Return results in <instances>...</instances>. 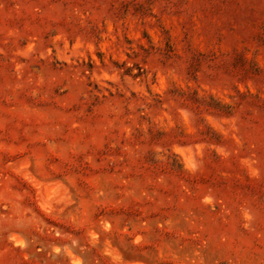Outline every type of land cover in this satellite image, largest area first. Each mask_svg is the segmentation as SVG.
I'll list each match as a JSON object with an SVG mask.
<instances>
[{
    "label": "rangeland",
    "instance_id": "374dc122",
    "mask_svg": "<svg viewBox=\"0 0 264 264\" xmlns=\"http://www.w3.org/2000/svg\"><path fill=\"white\" fill-rule=\"evenodd\" d=\"M0 264H264V0H0Z\"/></svg>",
    "mask_w": 264,
    "mask_h": 264
},
{
    "label": "bare ground",
    "instance_id": "6f19581e",
    "mask_svg": "<svg viewBox=\"0 0 264 264\" xmlns=\"http://www.w3.org/2000/svg\"><path fill=\"white\" fill-rule=\"evenodd\" d=\"M42 183V182H41ZM49 184V183H48ZM43 188V187H42ZM53 188V187H52ZM45 208V207H44ZM47 209V208H46ZM17 235V234H16ZM118 254V253H117ZM129 263V262H128Z\"/></svg>",
    "mask_w": 264,
    "mask_h": 264
}]
</instances>
